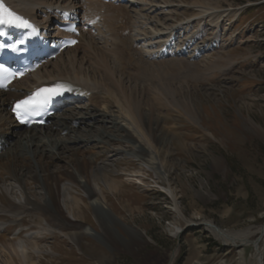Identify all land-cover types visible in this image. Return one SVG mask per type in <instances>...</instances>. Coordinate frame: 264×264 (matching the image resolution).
Wrapping results in <instances>:
<instances>
[{
    "label": "rangeland",
    "instance_id": "rangeland-1",
    "mask_svg": "<svg viewBox=\"0 0 264 264\" xmlns=\"http://www.w3.org/2000/svg\"><path fill=\"white\" fill-rule=\"evenodd\" d=\"M169 1L177 7H173L171 13H166L162 9L159 11L158 17L164 22L163 28H172L180 21L200 19L195 20L192 26L203 27L209 37L213 36L212 20L207 18V22L205 19L201 21L203 18L196 16L197 11L189 6L192 0ZM223 2L221 4L224 7L236 5L241 9L235 21L234 15L229 16L218 29L222 34V40L219 42V46H223L222 49H209L203 57H195L193 60L188 59V54L165 59L166 62L181 59L189 63L185 68L167 72L164 75L166 79L154 71L150 77H130L118 73L120 77L126 79L128 87L136 96L139 93L138 87L134 86L136 81L134 79L137 78L141 82L140 90L149 89V85L151 89H156L160 84L169 86L167 90L164 88L159 90L163 94L151 89L149 92H142L140 108L144 117L152 116L157 121V135L167 134L171 138L168 146L172 151L168 156L171 164L173 163L171 183L178 192V202L185 216L199 223L182 221L175 210L171 194L162 188L164 183L162 181L161 184L156 183L158 180L156 175L147 172L148 168L130 154L133 144L129 140L123 146H116L125 154L111 156L105 169L111 174V178L126 179L125 182L128 184L125 187V194L132 196L131 200L124 209L122 201L127 198L117 199L115 194L105 192L109 199L106 205L113 213L117 212H115L117 217H120L123 223L137 229L140 237L131 230L130 232L123 228L116 230L118 236L115 240L119 243L115 242L113 248L110 244V247L105 244L103 237L96 239L85 236L84 238L89 241L88 244L86 242L84 244L96 247L97 250H93L101 251L103 257L100 258L99 254L96 255L90 250L84 255L72 241L61 236L58 229H41L35 225L31 221H34L35 217L30 218L31 214L27 211L29 214L26 212L18 216L19 219L25 218L26 223L30 222L25 229L27 234L24 238L37 237L38 245L36 253H33L34 262L219 264L221 260L228 264L236 262L237 249L224 246L217 240L206 229L204 225L206 221L214 222L226 230H241L247 227L255 229L264 224V0ZM181 3L187 7L181 6ZM199 33L201 37H206L201 30ZM222 51L226 58L215 59ZM132 59L135 64L140 57L133 56ZM188 100L196 107L194 115L186 103ZM92 103L93 101L88 102L87 106ZM98 103L96 99L93 106L101 104ZM74 107L81 110L84 106L74 104L72 108ZM98 109L100 112L110 114L103 105L94 111L98 112ZM251 121L259 124L263 130L259 132L251 126ZM106 127L107 134L120 136L126 134V131H122L120 126L117 127L115 124ZM101 128L102 123L99 122L93 126L80 124L76 132L72 133L77 136H96L102 132ZM146 130L148 131L147 127ZM179 142L187 143L188 146L183 148ZM87 146L94 149L96 143L92 141ZM176 161L178 164H174ZM123 171H126V175L122 173ZM134 175L145 179L146 183H141ZM73 192L89 200L86 193L79 188H73ZM17 195V201L20 202L22 197H19V192ZM84 210L82 216L86 217L85 221L81 219L82 217L76 219L72 213L65 211L69 221L90 225L97 232H103L94 209L84 207ZM174 225L182 227L176 234ZM31 227L34 230H31ZM44 234L50 236L44 237ZM120 240L124 245L120 244ZM246 251L250 257L254 249L246 246ZM171 254L174 255L173 258H170ZM9 258V255H4L0 251V259L5 264H10L7 261ZM262 258L264 261V253Z\"/></svg>",
    "mask_w": 264,
    "mask_h": 264
},
{
    "label": "bare ground",
    "instance_id": "bare-ground-1",
    "mask_svg": "<svg viewBox=\"0 0 264 264\" xmlns=\"http://www.w3.org/2000/svg\"><path fill=\"white\" fill-rule=\"evenodd\" d=\"M4 1L16 11L29 15L39 25L50 23L54 17L58 16L60 10L63 11L69 7L75 9L77 14H82V11L90 9V15L101 18L100 21L105 27L103 31L106 33V37L103 38L104 42L83 35L82 43L74 48L65 49L59 58L46 64L36 81L66 79L75 81L79 85L85 86L91 94H98L100 105L110 112L108 115L105 111L97 112V110L89 108L87 110L84 107H81V110L76 107L71 110L67 109L68 113L66 114L67 111L62 113L47 130L19 132L16 139L14 138L11 144L0 153V251L4 255H9L10 258L7 261L10 264H39L34 262L35 255L33 254L36 253L38 245L37 237L35 236L36 239L33 236L28 239L24 238V235L27 234L25 229L28 228L30 222L26 223L25 218L20 217L19 219L18 216L27 211L31 214L30 218L35 217L34 221L31 220L35 225L41 229H58L60 235L72 241L84 252V255L90 250L96 255L99 254L100 258L103 257L101 251L93 250H97L96 247L87 245L89 239L84 238L85 236L96 239L103 237L108 247H110L109 244L113 247L115 242H118L115 240L118 236L116 230L119 231L121 228L127 232L131 230L140 237L137 229L123 223L121 218L117 217V212H114L115 215L106 205L109 199L105 192L115 194L117 199L118 197L127 198L122 201L124 204L121 203L124 209L128 206V201L131 200L132 196L129 197L125 194V187L128 184L125 182L126 179L111 178V174L105 169L111 156L124 153L116 146H123L129 140L133 144L130 154L137 157L141 165L148 168L147 172L156 175L158 179L156 183L161 184L160 181L164 183L162 188L171 194L175 210L182 221L199 223L185 216L178 202V192L171 183L170 175L173 163L171 164V159L168 156L172 152L168 147L171 138L167 134L157 135V121L152 116L144 117L140 108L142 92H149L150 85L149 89L140 90L141 82L135 81L134 86L138 87L139 93L136 96V93L128 87L126 79L118 74L122 73V76H126L124 73L128 74L129 72L128 76L130 77L132 75L150 77L154 71L159 73L161 78L166 79L164 75L170 70L177 71L189 64L181 59L157 63L156 60L154 61L142 52H139L140 59L135 64L131 61L133 52L140 51L141 47L144 50L148 49L149 54H159L163 46L170 45L171 42L177 40L175 33L178 31L173 27L163 28L164 22L158 17L161 9L166 13H171V9L177 6L170 3L169 0H136L135 5L130 7L122 4L119 6L111 2L106 3L103 0ZM222 2L223 0L191 1L189 6L197 11L196 16L212 20L215 29L214 35L201 37L200 30L190 29L187 36H179L178 46L172 44L176 47L175 52L178 55L184 52L188 54V59L193 60L208 49H222L223 46H219L222 34L218 29L222 27V23L229 16L234 15L235 21L236 15L241 9L236 5L224 7ZM181 6L186 5L181 3ZM192 21V19L189 20V24ZM181 22L177 27L183 24ZM184 25L187 24L184 23ZM139 41L143 42V46H137ZM228 55L231 57L230 53ZM225 56L222 51L215 59L223 60L226 58ZM162 88L167 90L169 86L160 84L159 87L151 90L163 94L159 91ZM186 103L194 115L196 107L189 100ZM7 104V99L4 104L0 100V130L5 133L12 131L11 126H8L10 119L5 108ZM1 111L6 114L3 115ZM74 122L78 124V128L80 124L93 126L96 122L102 123V132L96 136L74 135L71 133L76 132ZM103 123L105 124L103 125ZM110 124L120 126L122 131H126V134L124 136L107 134L105 132L106 125ZM250 124L259 132L263 130L254 121H251ZM66 129L69 132L65 137H62L61 132ZM92 141H95L96 147L89 149L87 145ZM179 144L181 147L188 146L183 142H179ZM174 164H178V161ZM122 173L126 175V171ZM144 174L146 175V172ZM151 174H149L150 177ZM134 176L140 179L141 183H146L145 179L139 178L138 175ZM73 188H79L80 191L85 192L89 200L76 195ZM17 192L20 194L19 197H22L20 202L17 201ZM84 207L94 209L96 217L102 224L103 232H97L90 225L69 221L65 210L72 213L76 219L82 217L81 219L85 221L86 217L82 216L85 211ZM204 225L224 246L237 249L236 262L228 264H264V261L261 260L264 253V224L255 227V229L247 227L241 230H226L208 220ZM181 228L179 225L175 226L174 233H178ZM31 230L34 229L31 227ZM47 235L49 234H44V237ZM121 243L124 245L120 240ZM246 246H251L254 249L250 257L247 256ZM173 256L171 254L170 258ZM0 264L5 263L0 259ZM195 264L201 263L195 262ZM219 264H227V262L220 260Z\"/></svg>",
    "mask_w": 264,
    "mask_h": 264
},
{
    "label": "snow or ice",
    "instance_id": "snow-or-ice-1",
    "mask_svg": "<svg viewBox=\"0 0 264 264\" xmlns=\"http://www.w3.org/2000/svg\"><path fill=\"white\" fill-rule=\"evenodd\" d=\"M0 23L16 24L22 27L29 26L26 20L10 11L2 2H0ZM65 90H67L65 86L59 84L53 88L39 90L33 97L21 101L17 105V108L20 109V111L17 112L18 117L28 114L34 106L46 103L52 96L60 95Z\"/></svg>",
    "mask_w": 264,
    "mask_h": 264
}]
</instances>
